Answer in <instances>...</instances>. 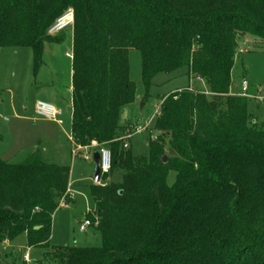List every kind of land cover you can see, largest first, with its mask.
Wrapping results in <instances>:
<instances>
[{
    "label": "trees",
    "instance_id": "16d2710c",
    "mask_svg": "<svg viewBox=\"0 0 264 264\" xmlns=\"http://www.w3.org/2000/svg\"><path fill=\"white\" fill-rule=\"evenodd\" d=\"M68 7L72 142L110 151L99 181L122 177L89 186L100 247L50 246L69 166L37 149L18 163L0 157V248L24 234L54 264H264V120H249L247 97L230 92L237 40L264 44V0H0V48H30L36 73ZM131 49L146 92L157 73L185 67L209 95L188 83L164 96L145 156L124 148L129 127L118 123L135 98Z\"/></svg>",
    "mask_w": 264,
    "mask_h": 264
},
{
    "label": "rangeland",
    "instance_id": "374dc122",
    "mask_svg": "<svg viewBox=\"0 0 264 264\" xmlns=\"http://www.w3.org/2000/svg\"><path fill=\"white\" fill-rule=\"evenodd\" d=\"M73 28V27H72ZM72 28L60 32L56 43H46L42 64L33 69L32 51L27 47L0 48V157L9 163L24 160L39 150L48 163L69 166L67 201L60 200L51 223L50 246L100 247L101 237L96 225L85 232L79 230L78 220L85 215L94 217L95 205L89 186L93 184L94 165L91 156L84 155L89 148H74L71 138V116L67 103L71 97ZM58 34V35H59ZM237 51L231 70L230 92L239 94L242 80L247 84L249 120H264V44L249 37L237 40ZM129 79L135 86V98L119 112L118 123L128 126L132 135L125 142L134 156L147 155L150 129L164 96L182 90L191 84L195 91H206L204 81L189 80L185 67L171 73L159 72L145 91L141 82L140 55L131 49L128 53ZM146 94V95H145ZM209 97L208 93H205ZM42 100L53 104L62 114L59 125L55 121L38 117L34 104ZM144 127L143 131H136ZM126 132V131H125ZM127 133V132H126ZM121 170H116L105 183L119 182ZM175 173L169 171L166 183L172 185ZM103 181L100 184L103 185ZM70 191V192H69ZM65 203V205H64ZM27 249L26 237L18 235L0 248V264H25L22 253ZM46 248L33 247L28 264H54L41 262Z\"/></svg>",
    "mask_w": 264,
    "mask_h": 264
},
{
    "label": "built area",
    "instance_id": "2783aa9c",
    "mask_svg": "<svg viewBox=\"0 0 264 264\" xmlns=\"http://www.w3.org/2000/svg\"><path fill=\"white\" fill-rule=\"evenodd\" d=\"M73 25H74V11H73V8L68 7L48 27L47 35L55 36L67 28H72ZM71 57L72 56L70 55V58ZM197 80H200V79L197 78ZM238 95H242L245 97H252L248 95L247 93V84L245 80H242L241 91ZM157 111H156V114H157ZM34 112H35V115L38 117L53 120L59 125L62 123V120L60 119V116L62 114L61 110L56 108L53 104L49 102L37 100L34 104ZM144 129H145L144 127H139L136 129V131H143ZM128 132L129 131L127 130V133L125 136L126 138L127 137L130 138V136L132 135V132L131 133H128ZM123 146L124 148H126L127 143H124ZM98 152H99V157H100V161H99L100 169H101L100 172L103 174L108 173L111 167V153L107 148H101ZM97 183L100 184V181H98ZM78 222L80 224L79 230L82 232H84L87 227L89 226L93 227V225L97 224L96 220L92 222L86 215L83 220H79ZM29 251L30 249L27 248L22 256V260L25 264H28L30 262Z\"/></svg>",
    "mask_w": 264,
    "mask_h": 264
},
{
    "label": "water",
    "instance_id": "95a60500",
    "mask_svg": "<svg viewBox=\"0 0 264 264\" xmlns=\"http://www.w3.org/2000/svg\"><path fill=\"white\" fill-rule=\"evenodd\" d=\"M67 111L71 112V107H68ZM92 159H93V162H94V165H95L94 172H93V182L97 183L99 181V175H100V171H101L100 163H99L100 157H99V152L98 151H95L93 153ZM166 160H167V157L163 156L162 157V162H166ZM38 228L39 227H35V229H38Z\"/></svg>",
    "mask_w": 264,
    "mask_h": 264
},
{
    "label": "crops",
    "instance_id": "0c3cea01",
    "mask_svg": "<svg viewBox=\"0 0 264 264\" xmlns=\"http://www.w3.org/2000/svg\"><path fill=\"white\" fill-rule=\"evenodd\" d=\"M203 87H206V86L204 85ZM176 91H178V90H176ZM205 93H207V92H205ZM68 107H71V97H70V101H69V103H67V108H68ZM94 152H95L94 150H92V149L89 148V151H86L84 155H88V157L91 156V158H92ZM92 161H93V159H92ZM93 165H94V162H93ZM94 167H95V165H94ZM93 170H94V169H93ZM69 192H70V191H69ZM61 207H62V206H61ZM78 221H79V220H78ZM85 231H86V230H85ZM85 231H84V232H85ZM27 248H29V247H27ZM29 249L31 250L32 248H29ZM25 251H26V250H25ZM25 251H24V252H25ZM23 254H24V253H22L21 255L23 256ZM35 264H36V263H35Z\"/></svg>",
    "mask_w": 264,
    "mask_h": 264
}]
</instances>
